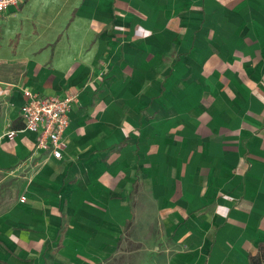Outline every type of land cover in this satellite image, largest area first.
Returning <instances> with one entry per match:
<instances>
[{"label": "crops", "instance_id": "crops-1", "mask_svg": "<svg viewBox=\"0 0 264 264\" xmlns=\"http://www.w3.org/2000/svg\"><path fill=\"white\" fill-rule=\"evenodd\" d=\"M1 16L0 264H104L125 238L149 264L262 252L264 0H29ZM27 90L76 98L60 160L26 130Z\"/></svg>", "mask_w": 264, "mask_h": 264}, {"label": "built area", "instance_id": "built-area-1", "mask_svg": "<svg viewBox=\"0 0 264 264\" xmlns=\"http://www.w3.org/2000/svg\"><path fill=\"white\" fill-rule=\"evenodd\" d=\"M28 1L0 0V14H5L11 8H19ZM24 97L20 114L26 130L38 134L37 148L50 152L58 160L62 159L64 135L70 124L69 112L76 98H47L30 90L24 92ZM16 135V131L8 133L10 138ZM25 200L22 198L23 202Z\"/></svg>", "mask_w": 264, "mask_h": 264}, {"label": "rangeland", "instance_id": "rangeland-1", "mask_svg": "<svg viewBox=\"0 0 264 264\" xmlns=\"http://www.w3.org/2000/svg\"><path fill=\"white\" fill-rule=\"evenodd\" d=\"M2 16L0 17V25L3 23ZM14 22H17L18 19L12 20ZM15 25V24H14ZM14 25L11 23V25H5L6 27H3L0 41H3L4 43H7L8 40H10L14 35ZM123 247H121L120 252L112 258L109 262L104 264H149L146 262V254L139 253L138 250L142 247V245L136 244L133 241H130V238H125L124 242H122Z\"/></svg>", "mask_w": 264, "mask_h": 264}, {"label": "trees", "instance_id": "trees-1", "mask_svg": "<svg viewBox=\"0 0 264 264\" xmlns=\"http://www.w3.org/2000/svg\"><path fill=\"white\" fill-rule=\"evenodd\" d=\"M250 264H264V248L257 256L250 257Z\"/></svg>", "mask_w": 264, "mask_h": 264}]
</instances>
